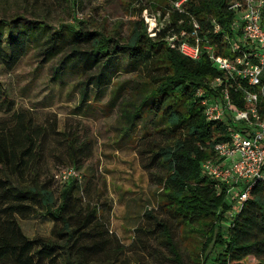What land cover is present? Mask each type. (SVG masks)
<instances>
[{
    "label": "trees",
    "instance_id": "16d2710c",
    "mask_svg": "<svg viewBox=\"0 0 264 264\" xmlns=\"http://www.w3.org/2000/svg\"><path fill=\"white\" fill-rule=\"evenodd\" d=\"M232 1L236 0H182L179 7L172 8L168 22L153 29V35H149L142 19L135 20L124 37L83 32L75 25L61 24L52 30L47 42L67 41L72 45L55 67L56 74L63 65L85 67L90 62L99 68L93 78L100 85L110 81L111 71L122 61L142 73L147 88L142 93L134 90L133 101L123 102L122 109L120 104L124 134L139 118L153 115L155 128L165 137L162 144L150 149L160 170L155 176L160 191L157 203L182 230L199 227L204 240L194 254L195 260L204 253L203 264L211 259L217 260L214 264H264V181L253 182L224 233L221 223L229 205L223 191L201 169L202 161L213 156L214 145L227 138L225 121L207 119L204 114L202 100L220 95L225 80L202 47L209 43L214 53H232L223 40V29L228 30L235 15L229 8ZM32 23L20 22L18 16L0 19V47L12 48L11 53H5L12 64L25 54L38 31L47 32L45 23ZM185 36L191 43L198 39L202 49L197 59L178 51L177 41ZM78 43L86 48L77 47ZM217 77L222 80L220 85ZM237 82L245 85L243 80ZM235 86L234 82L229 87L232 101L237 108H244L242 94ZM122 88L116 89L114 99ZM259 111L264 113V105ZM11 116V123L0 124V264H40L52 255H61L63 264H84L87 245L80 240L93 223L103 226L97 223L100 209L76 201L77 178L65 181L55 198L49 181L40 179L36 135L41 126L32 128L22 113ZM67 147L72 163L85 149L74 138L68 139ZM40 212L53 221L57 239L41 235L29 238L23 233L18 219ZM157 225L176 263L182 264L169 228L159 222ZM248 255L255 259L248 260Z\"/></svg>",
    "mask_w": 264,
    "mask_h": 264
},
{
    "label": "rangeland",
    "instance_id": "374dc122",
    "mask_svg": "<svg viewBox=\"0 0 264 264\" xmlns=\"http://www.w3.org/2000/svg\"><path fill=\"white\" fill-rule=\"evenodd\" d=\"M172 8L176 6L170 0H0V19L18 16L20 22L47 25V32L38 31L25 54L13 64L5 55L12 48L0 47V124L11 123V115L18 112L30 120L32 128L41 126L36 135L40 179L49 181L56 199L64 184L58 176L59 168L72 165L77 169L76 201L82 206L97 205V223L103 225L93 223L80 240L87 245L84 264H177L157 222L169 228L182 264H203L204 253L199 261L194 257L204 240L199 227L182 230L158 206L160 191L155 176L160 170L150 149L162 144L165 137L155 128L153 115L139 118L124 134L120 104L122 109L123 102L133 101L134 90L144 91L142 73L122 61L111 71L110 81L100 85L93 78L99 68L90 62L85 67L63 65L56 74L55 67L72 45L67 41L47 42L52 30L61 24L75 25L83 32L124 37L133 22L142 19L149 35H153V29L168 22ZM76 45L86 48L85 44ZM72 138L78 146L85 145L75 163L67 153L68 139ZM220 187L225 195L227 186ZM238 192V188L234 190V197ZM227 203L229 208L221 223L224 233L240 201ZM18 221L29 238L41 235L57 239L53 221L42 212ZM247 259L255 258L248 255ZM215 261L208 260L207 264ZM40 264L63 261L61 255H52Z\"/></svg>",
    "mask_w": 264,
    "mask_h": 264
},
{
    "label": "built area",
    "instance_id": "2783aa9c",
    "mask_svg": "<svg viewBox=\"0 0 264 264\" xmlns=\"http://www.w3.org/2000/svg\"><path fill=\"white\" fill-rule=\"evenodd\" d=\"M181 1L173 4L179 7ZM229 8L235 15L228 30L223 29V40L232 53H214L209 43L202 47L225 80L220 95L202 100L204 114L207 119L225 121L227 138L214 145L213 156L202 161L201 169L215 181L218 190L221 185L227 186L226 201L234 204L237 199L240 207L253 182L264 181V113L259 111L264 105V0H236ZM215 28L218 30L219 25ZM202 48L197 38L194 43L186 36L177 41L178 51L190 59H197ZM241 80L245 85L237 82ZM215 81L217 85L222 83L219 77ZM234 82L244 108H237L232 101L229 87ZM58 176L65 182L78 178L79 173L73 166H66L59 168Z\"/></svg>",
    "mask_w": 264,
    "mask_h": 264
}]
</instances>
